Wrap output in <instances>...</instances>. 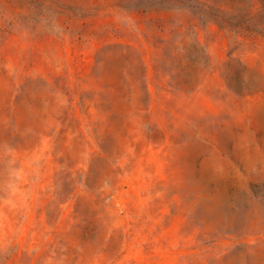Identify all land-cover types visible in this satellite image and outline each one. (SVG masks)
<instances>
[{"label":"rangeland","instance_id":"obj_1","mask_svg":"<svg viewBox=\"0 0 264 264\" xmlns=\"http://www.w3.org/2000/svg\"><path fill=\"white\" fill-rule=\"evenodd\" d=\"M0 264H264V0H0Z\"/></svg>","mask_w":264,"mask_h":264}]
</instances>
